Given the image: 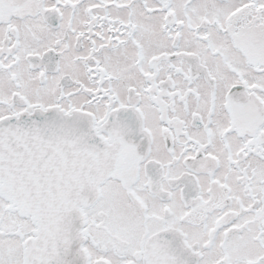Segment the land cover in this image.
<instances>
[{
  "label": "snow or ice",
  "instance_id": "obj_1",
  "mask_svg": "<svg viewBox=\"0 0 264 264\" xmlns=\"http://www.w3.org/2000/svg\"><path fill=\"white\" fill-rule=\"evenodd\" d=\"M0 264H264V0H0Z\"/></svg>",
  "mask_w": 264,
  "mask_h": 264
}]
</instances>
